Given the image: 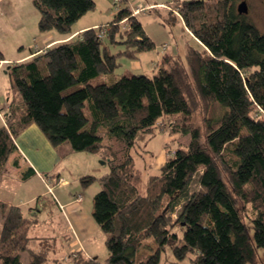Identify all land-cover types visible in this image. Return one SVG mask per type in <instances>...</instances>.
<instances>
[{
    "label": "trees",
    "instance_id": "obj_1",
    "mask_svg": "<svg viewBox=\"0 0 264 264\" xmlns=\"http://www.w3.org/2000/svg\"><path fill=\"white\" fill-rule=\"evenodd\" d=\"M32 1L40 31L66 34L95 6L94 0ZM239 1L188 0L179 16L166 12L165 22L178 17L198 44L187 47L186 66L162 54L150 77L126 73L91 82L112 73L118 56L137 59L154 47L128 5L102 28H86L9 68L0 175L17 148L15 137L31 123L53 147L67 143L71 151L97 154L108 169L79 183H99L91 214L106 234L107 257L96 261L81 250L56 257L57 236L38 237L31 247L40 208L0 202V264H22L24 252L27 264H158L167 249L172 264H264V34L237 12ZM117 45L122 49L112 52ZM215 106L218 115L206 114ZM165 118L171 132L190 138L143 184L132 150ZM33 174L29 167L21 178ZM43 198L36 202L57 203ZM246 205L254 212L249 222Z\"/></svg>",
    "mask_w": 264,
    "mask_h": 264
},
{
    "label": "rangeland",
    "instance_id": "obj_2",
    "mask_svg": "<svg viewBox=\"0 0 264 264\" xmlns=\"http://www.w3.org/2000/svg\"><path fill=\"white\" fill-rule=\"evenodd\" d=\"M94 1V8L86 12L73 24L71 32L66 34L51 30L50 33H52L54 37L63 38L73 34L75 29L86 24L91 25L95 29H100L112 19L113 14L119 8L133 2V0ZM245 1L248 6L245 19L264 34V0ZM6 2L7 4H10L7 5ZM158 2L159 0H141L138 3H135V6H145L147 4H156ZM164 13H166V11L161 8H154L146 10V12L141 11L137 13L136 16L143 29L153 38L155 43L154 47L149 51L140 53L137 59L118 56L117 61L119 64L115 67L112 73L107 75H97L91 78V82H111L113 78L126 73H141L150 77L156 72L155 65L158 58L163 53H170L171 55L179 54L181 60L186 66V58L182 52L184 50L183 48H187L186 46L190 44L196 45V43H194L193 38L189 35L181 19L174 17L168 19L169 23H167L164 21ZM0 16L2 20L5 21V25L9 31L8 35L1 38L3 39L4 45L9 54L13 52V47L16 49L19 47V51L23 50L25 53H28L29 51L33 52L36 46H39V38L46 32L40 31L37 27L39 13L33 5L32 0L2 1L0 4ZM9 34L11 39L9 38ZM77 37L78 36L72 37V39ZM163 44L166 45L164 48L162 47ZM20 46H23V48H20ZM110 49L112 52H117L122 49V46L117 45L115 47H110ZM5 77L7 84L4 92L9 93L12 90L10 87L11 74L8 73ZM220 112L221 110L215 106L214 108H210L209 112L206 114L218 115ZM4 113V105L0 103V117L2 119ZM200 118L201 112H195L193 115V122L200 124ZM170 125L171 123H169L166 118L160 119L151 136H147L144 140H140V144L136 145L132 150L135 159V166L141 172L143 184L146 182L149 174L157 172L168 155L173 154L174 150L177 148H185L187 145L190 133H183L182 131L171 132ZM99 133H104L103 128H100ZM86 156L92 157L91 167H94L89 173L99 176L104 170L106 171L108 169L106 167H101L99 164L100 162L96 160L97 156L86 151H73L65 157V160L60 164L63 167L61 169L63 175L60 182H55L54 177H46L44 174L42 177L47 180H45L46 183L37 177L23 180L19 177L20 174L16 175L15 173H9L6 169L4 174L0 176V200L12 204H20L25 210L28 205L33 208L42 205L41 203L36 202V197L38 196L45 195V197L48 198H55L57 204L45 205V209L39 207L40 211L36 216L42 222L41 225L35 226L30 235L40 237L46 235L54 236L58 234L61 238L63 235H68L69 238L65 240L63 247L57 250L54 256L59 258L66 256L69 254L71 248H77L75 241L79 240V242L85 246L87 256L101 262L107 257V248L104 244L106 234L96 223L91 214L92 197L99 190V183L96 180L84 188L80 185L79 181H77L78 174H81L80 172H82L83 167L86 164ZM157 159L160 160V163L158 164V162H156L153 165V162ZM77 192L78 195H76ZM79 194L82 195L83 200L81 201L80 199L77 206L81 207L83 212L82 216H87L88 218L83 221L80 228H76L72 223H68L67 225V223L62 220V215L58 210V206L59 204H62L63 210L65 211L66 202L70 200L74 201L76 197H81ZM246 208V221L249 222L254 216V212L249 205H246ZM49 210L52 211L53 222H49L46 219V217L48 218L50 215ZM67 221L71 222L68 218ZM36 244L35 237L30 242V245L31 247L36 248ZM147 244L152 248L154 242L149 240ZM149 247L143 250L145 254L151 252V248ZM21 259L22 264H27L28 260H30V253H22ZM172 261L173 256L169 249H167L166 251L161 252L158 264H172Z\"/></svg>",
    "mask_w": 264,
    "mask_h": 264
},
{
    "label": "crops",
    "instance_id": "obj_3",
    "mask_svg": "<svg viewBox=\"0 0 264 264\" xmlns=\"http://www.w3.org/2000/svg\"><path fill=\"white\" fill-rule=\"evenodd\" d=\"M2 1H7V0H0V4L2 3ZM140 1L141 0H133V2L129 3L128 6L130 8H132L133 6H135V3H138ZM168 1H170V0H159V2L156 4H162V3H165ZM6 4H7V2H6ZM8 4H10V3H8ZM152 4H154V3H152ZM167 18H169L168 15L166 13H164V21H166ZM89 27H92V26L89 24L82 25V26L78 27V29H75L73 34H70L69 36H66L63 38L54 37L52 35V33H50V31H48V32L44 33V35H41V37L39 38L40 44H39V46H36V48L34 49L33 52L29 51L28 53H25L23 50L19 51V47H18V49L13 47V52L9 54L6 50L3 39H1L2 37L8 35L9 31L7 30V27L5 25V21H3L1 16H0V51L3 53V60L0 61V103L2 105H4V111H5L4 117L7 114L9 96L11 95V92H9V93L4 92V89H6V84H7L5 75L9 73L8 72L9 68L14 66V65L20 64L21 62L29 59L30 57H32L35 54H39V53L44 52L47 48L54 45V43H57L60 41L65 42L68 40H73L72 37L78 36L84 29L89 28ZM71 31H72V29H71ZM145 33H146V31H145ZM146 35L154 43L153 38L147 33H146ZM189 35L191 36V34H189ZM9 38L11 39L10 34H9ZM192 38H193L194 43H196V45L190 44V46H197V44H198L197 40L194 37H192ZM154 45H155V43H154ZM15 46H16V44H15ZM188 46H186V47H188ZM20 48H23V46H20ZM183 49L184 50L182 52H183L184 57H185L187 48L184 47ZM163 54H170V53H163ZM172 55H174V54H172ZM175 55L179 56V54H175ZM4 117H3V119L0 117V126L4 124ZM14 141H15L17 148L9 156V159L7 161L8 165L6 164L7 167H5V170L7 169V171L9 173H15L16 175L20 174L19 177L21 178L22 173L29 170V167H31L34 171V174L32 176H30L29 178L37 177L41 181L45 182L46 179H44L42 177L44 174L46 177H48V176L54 177L55 182H60L62 180L63 172L61 171V169L63 167L60 164L65 160L66 156H68L71 152H73V151H71V149L67 143H63L62 145H60L58 147H53L48 142V140L43 135V133L39 130V128L34 123H31L27 127H25L15 137ZM92 154H94V153H92ZM94 155L97 156L96 160L100 162L99 164L101 165V167H103V168L106 167L105 162H103L97 154H94ZM85 159H86V164L83 167L82 172H80L81 174H78V180L77 181H79V177L84 176L86 174H90L89 171H92L94 169V167H91L92 157L86 156ZM14 161H15V164H14ZM156 162H158V164H159L160 160H158V159L155 160L153 162V165ZM9 164H10V166H9ZM5 170H4V172H5ZM104 171H103V173H104ZM4 172H3V174H4ZM28 179H26V180H28ZM76 195H78V192ZM79 195H81V194H79ZM38 197H42V200L45 199V198H43V197H45V195H41ZM80 199H81V201L83 200L82 195H81ZM0 201L6 202L8 204H12V203H9L7 201H3V200H0ZM78 203H79V200H77V197L75 198L74 201H71V200L67 201L65 211L63 210V207H60V205H62V204H59V206L57 205L58 210L60 211V214L62 215V220H64L67 223V225H68V223H72L76 228H80L83 224V221H85L88 218L87 216H82L83 212H82L81 207L77 206ZM15 205H20V204H15ZM48 205H50V204H48ZM39 207H41L42 209H45L46 206H45V204H43ZM91 210H92V208H91ZM39 211H37V213H39ZM49 213H50V215L48 218L46 217V219L49 222H53L52 211L49 210ZM67 218L71 222H68ZM38 225H41V223ZM69 226H70V224H69ZM46 236H50V235H46ZM54 236H57V243L55 246V248L57 250L62 248L64 243H65V240H67L69 238L68 235H63L62 238L58 234H56ZM35 237L38 238L37 236H35ZM75 243L77 245V248H71L70 252L81 250L87 256V254L85 252V246L83 244H81V242H79V240L75 241ZM72 245H74V244H72Z\"/></svg>",
    "mask_w": 264,
    "mask_h": 264
},
{
    "label": "built area",
    "instance_id": "obj_4",
    "mask_svg": "<svg viewBox=\"0 0 264 264\" xmlns=\"http://www.w3.org/2000/svg\"><path fill=\"white\" fill-rule=\"evenodd\" d=\"M187 1L188 0H170L168 3H162V4H147L145 6H141V5L133 6L131 8V13L133 15H136L141 11L146 12V10L161 8L166 12H170L172 14L179 16L180 9L182 8L183 4L186 3ZM100 35H102V33ZM165 46H166L165 44L162 45L163 48ZM77 200H80V197H77ZM60 207H63V205H60Z\"/></svg>",
    "mask_w": 264,
    "mask_h": 264
},
{
    "label": "water",
    "instance_id": "obj_5",
    "mask_svg": "<svg viewBox=\"0 0 264 264\" xmlns=\"http://www.w3.org/2000/svg\"><path fill=\"white\" fill-rule=\"evenodd\" d=\"M236 10L239 14H246L248 11V6L245 0H241L237 6H236Z\"/></svg>",
    "mask_w": 264,
    "mask_h": 264
}]
</instances>
